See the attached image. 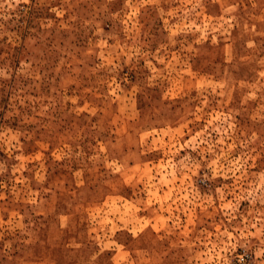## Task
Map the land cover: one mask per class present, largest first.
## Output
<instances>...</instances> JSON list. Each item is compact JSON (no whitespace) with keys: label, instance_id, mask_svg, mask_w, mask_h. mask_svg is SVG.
Listing matches in <instances>:
<instances>
[{"label":"rangeland","instance_id":"1","mask_svg":"<svg viewBox=\"0 0 264 264\" xmlns=\"http://www.w3.org/2000/svg\"><path fill=\"white\" fill-rule=\"evenodd\" d=\"M0 264H264V0H0Z\"/></svg>","mask_w":264,"mask_h":264}]
</instances>
